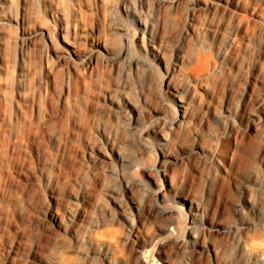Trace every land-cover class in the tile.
<instances>
[{"label":"clouds","instance_id":"9594fccd","mask_svg":"<svg viewBox=\"0 0 264 264\" xmlns=\"http://www.w3.org/2000/svg\"><path fill=\"white\" fill-rule=\"evenodd\" d=\"M0 264H264V0H0Z\"/></svg>","mask_w":264,"mask_h":264}]
</instances>
